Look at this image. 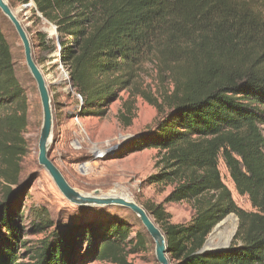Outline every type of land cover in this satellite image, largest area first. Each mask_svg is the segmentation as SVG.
<instances>
[{"label":"trees","instance_id":"trees-1","mask_svg":"<svg viewBox=\"0 0 264 264\" xmlns=\"http://www.w3.org/2000/svg\"><path fill=\"white\" fill-rule=\"evenodd\" d=\"M28 3L30 0H15ZM58 31V45L37 31L42 51L58 52L71 92L82 98L81 116L102 117L118 91L136 80L153 55L159 75L172 83L160 100L143 94L159 120L128 140L131 150L156 148L158 170L150 183L171 185L164 202L192 201L195 216L167 223L168 247L177 264H264V0H33ZM36 16V19H40ZM27 90L16 77L10 45L0 29V264H79L86 258L124 262V253L147 250L146 240L121 220L84 221L53 229L38 244L24 240L23 210L15 192L28 126ZM119 117L129 124L131 108ZM222 159L240 208L223 183ZM237 228L223 251L199 252L228 214ZM50 220L33 223L45 232ZM134 233V239H128ZM127 247V248H126ZM28 253V261L20 254Z\"/></svg>","mask_w":264,"mask_h":264},{"label":"rangeland","instance_id":"rangeland-1","mask_svg":"<svg viewBox=\"0 0 264 264\" xmlns=\"http://www.w3.org/2000/svg\"><path fill=\"white\" fill-rule=\"evenodd\" d=\"M22 5L25 7L21 9ZM33 7V1L30 0L26 4L17 3L12 8L32 39H37V31H44L50 37H54V43L57 44L56 27L42 17L36 19L39 15L32 11ZM0 29L10 45L16 77L26 88L28 97L26 107L28 126L26 132H23L28 143V151L22 157L20 164V186L12 187L15 192L24 190L22 196L18 198V208L23 210L24 240L28 244H38L55 228L61 229L74 222L90 220L102 222L117 219L127 222L134 230H139L138 220L123 208L80 207L69 203L59 194L50 177L38 164L37 137L41 125V108L37 91L24 64L19 39L11 23L1 12ZM57 55L58 52L43 50L39 56L36 54L45 74L55 81L53 90H57L52 99L54 141L49 156L60 168L69 184L86 192L95 189L107 191L113 184L119 182L130 189L131 196L140 204L148 206L162 203L168 214V222L178 224L190 221L196 214V207L192 201L164 202L172 186L147 181L148 176L158 170V150L150 147L131 150L127 146L128 140L122 142L126 136L136 137L149 132L160 119L156 108L145 100L143 94L160 100L162 92L172 89L170 80L159 75L153 55L137 67L135 82L128 89L118 91L117 98L109 102L108 110L102 117H83L79 114L78 104L81 103L77 100V95L71 92V96H66L68 71L56 57ZM129 107L132 116L127 125L119 117V113L124 112L127 115L126 110ZM117 144L120 145L111 151ZM218 168L222 181L230 189L235 203L243 210H253L248 197L239 195L235 190L221 158ZM117 189L118 187L112 190L114 194V190ZM3 190V180L0 178V199ZM41 219L52 222L50 227L49 223H45L47 226L45 232L35 231L32 226ZM223 219L214 236V241L222 243L229 233L233 237L238 224L236 215L227 218L225 216ZM130 238L134 239V233L128 239ZM20 256V260L25 262L29 260L26 252ZM123 261L112 263L90 257L78 262L79 264H156L152 253L139 249L124 253Z\"/></svg>","mask_w":264,"mask_h":264},{"label":"water","instance_id":"water-1","mask_svg":"<svg viewBox=\"0 0 264 264\" xmlns=\"http://www.w3.org/2000/svg\"><path fill=\"white\" fill-rule=\"evenodd\" d=\"M16 4L17 2L15 0H0V12L11 23L19 39L23 52L24 64L34 81L37 91L41 108V125L37 137L38 164L50 177L59 194L69 203L80 207L107 206L120 207L127 210L138 220L139 232H141L145 238L147 250L154 255L156 264H177L169 252L167 223L158 216L155 205L150 204L145 206L140 204L131 196L130 189L119 182L113 184L107 191L100 189L86 192L81 191L69 184L60 168L50 158L49 153L54 141L52 99L57 90H53L52 86H54L55 81H52L50 76L45 74L39 62L40 60H38L36 56V54L39 56L41 53L37 39L34 38V40L30 37L25 26L12 8ZM24 7L25 5H22L21 9ZM38 15L42 17L40 13H38ZM66 84H68L66 88L68 89L71 85L70 80L66 82ZM131 137L133 136H126L122 142L129 140ZM119 145L120 144L114 146L111 151ZM17 186H20V183H18ZM116 187L121 188V195L112 193V190ZM232 215L234 214H228L226 218ZM223 220L224 219L215 225L199 252L207 250L223 251L229 247L230 243L222 244V242L214 241V236L219 230Z\"/></svg>","mask_w":264,"mask_h":264},{"label":"bare ground","instance_id":"bare-ground-1","mask_svg":"<svg viewBox=\"0 0 264 264\" xmlns=\"http://www.w3.org/2000/svg\"><path fill=\"white\" fill-rule=\"evenodd\" d=\"M54 33H55V32H54ZM114 191H115V194H117V195H121V194H122V193H121V188H119V187H118L117 190H114ZM119 191H120V192H119ZM112 193H113V191H112ZM113 194H114V193H113ZM231 239H232V234L229 233L228 235L225 236V241H224L222 244L230 243Z\"/></svg>","mask_w":264,"mask_h":264},{"label":"built area","instance_id":"built-area-1","mask_svg":"<svg viewBox=\"0 0 264 264\" xmlns=\"http://www.w3.org/2000/svg\"><path fill=\"white\" fill-rule=\"evenodd\" d=\"M57 46H59L58 41H57ZM79 101H80V103H82V98L80 96H79Z\"/></svg>","mask_w":264,"mask_h":264}]
</instances>
